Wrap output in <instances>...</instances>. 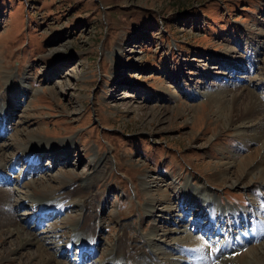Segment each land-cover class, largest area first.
I'll return each mask as SVG.
<instances>
[{
  "label": "rangeland",
  "instance_id": "374dc122",
  "mask_svg": "<svg viewBox=\"0 0 264 264\" xmlns=\"http://www.w3.org/2000/svg\"><path fill=\"white\" fill-rule=\"evenodd\" d=\"M260 47L255 68L252 55ZM222 53L229 59L219 57ZM241 62L245 70L239 72L235 67ZM9 77L14 87L29 78L32 92L14 98L5 86ZM263 85L264 0H0V97L10 92L12 103H23L14 111L8 139L0 141L7 146L3 160L21 155L36 137L60 147L61 142L75 144L73 160L50 168L53 160L42 157L30 180L19 186L38 198L64 191L74 198L83 196L81 180H88L83 182L90 186L89 197L82 202L87 223L101 222L103 229L101 244L89 251L85 264L107 260L121 235L131 246L153 226L166 230L147 220L145 205L153 199L163 208L180 206L177 199L189 178L194 184L207 182L225 206L250 211L249 200L255 202L264 217V179H259L264 107L249 116L246 100L239 104L251 89L264 101ZM244 86L248 91L238 100L242 109L228 111ZM240 126L257 138L250 151L237 150L232 129ZM231 160L236 163L230 175L214 181ZM20 162L12 178L23 166L29 172ZM238 178L244 181L232 186ZM145 181L154 187H143ZM254 181L261 184L251 185ZM9 184L7 200L14 210L12 216H0V264H68L76 258L80 248L56 257L59 250L41 240L57 234L67 244L79 209H71L65 219L53 212L34 217L31 204L22 201L24 194H17L20 187ZM4 188L0 184V192ZM21 220L26 231L19 238L10 232ZM226 223L220 229L229 230ZM26 234L44 244L39 258L32 256L36 247L17 249ZM263 245L261 238L253 246L264 264ZM49 255L55 259L45 263L42 257ZM209 263L202 258L193 264Z\"/></svg>",
  "mask_w": 264,
  "mask_h": 264
},
{
  "label": "bare ground",
  "instance_id": "6f19581e",
  "mask_svg": "<svg viewBox=\"0 0 264 264\" xmlns=\"http://www.w3.org/2000/svg\"><path fill=\"white\" fill-rule=\"evenodd\" d=\"M261 50L262 48L260 47L253 51L252 62L255 68H257L255 64L258 62L257 57L261 55ZM223 56L228 57V54L222 53L219 57L224 58ZM226 59H229V57ZM236 64L235 66H237ZM244 64V62L239 63L238 67H235V70L239 72L244 71ZM246 78L236 79V81L239 83L247 80ZM12 79L14 78L9 77L8 81L5 83V86L7 87V90H9L11 94L15 96L14 98H19V96L24 98V96L29 95L32 92L30 86L27 85L29 78H24L22 83L17 87L12 85ZM229 79L233 80L232 78ZM234 87L239 88L238 85H235ZM262 87H264V85ZM244 90L248 91V89L244 86L243 88H240L238 95L230 100V107L228 111L231 109L233 111L236 109H242V106H238V100L243 95H245L243 93ZM10 92L6 96L2 95L0 97V141L4 138L8 139L6 137L11 132L10 124L16 117L14 111L15 109H20V107L23 105V103H12L14 98L11 99ZM246 93L247 94L244 96V100L242 98L239 104L243 105L244 101L246 100L248 104L247 115L252 116L257 112H260V110H263L262 108L264 107V101H262L259 97V94L256 93V89L253 91L251 89ZM6 97H9V99ZM223 110L225 111L227 109ZM243 116L245 115L243 114ZM232 130L236 131L235 137L238 138L239 146L237 147V150H240L242 147L243 149L250 151V148L254 147V141L257 138H252L251 134H247V130L245 131L244 127H234ZM256 136L258 135L256 134ZM45 140L41 137H36L34 140L29 142L28 146L24 147L21 155H17L15 153V155L8 160H3L2 156L7 150V146L0 145V184L5 187L4 190L2 189L0 192V198L4 202L2 205H0V216H9L14 210V207L12 204H10L11 200H7V196H10L7 193L12 192L9 188H7V186L10 185L9 182H15L17 186H19L21 185L22 181H29L33 170L37 169V167L42 164V157L47 156L53 160V164L50 162V168L54 167V163L56 162L64 163L69 162V159L73 160L74 156H72V154L75 150H77L74 143L68 142L65 145V142H61L62 147H60L55 142L49 141L47 139ZM262 142L263 140L260 141L259 144L261 147L259 148L262 152H264V145ZM226 153L234 154L230 151H226ZM256 153L259 154L258 148L256 149ZM61 155H64L63 158L58 159ZM20 161H23L25 164H27L26 166L27 169H29V172L25 174L26 171H24L23 166L19 170L18 177L12 178L11 173L17 170L21 163ZM261 161H264V157L261 159ZM235 163L236 162L232 160L227 162L225 165L228 166V168L224 170V173L216 174L215 177H213V180L221 181L225 176L230 175L229 173L234 170ZM46 168L47 167H45V170ZM103 173L104 170H100L97 174L101 176ZM45 176L50 177V175ZM45 176L40 179H45ZM40 179L35 181L38 187H42ZM259 179H264V167L260 172ZM83 181L88 180H81L80 190L83 192V196L74 197L76 200H74L73 196H71V192L68 191L58 192L57 195L48 194L47 196L38 198L34 194H31L30 191L33 192V190H28L25 187L22 188V186H19L20 188L18 189L21 191L17 193L24 194L22 196V201H24V203L29 202L31 204L30 207L35 211L34 217L41 216L42 218H45L50 212H53V214L59 216L60 219H63L62 217L65 219L69 217L70 214L67 212H70L71 209H79L81 213L78 211L77 212L80 213L81 216L79 217L76 225L70 227L69 233L71 234L69 235L70 237L68 238L67 244H65L64 241H61L63 243L61 244L58 240L59 237L57 234H52L49 237H43L42 240L40 239L44 244L47 243L48 245H53L55 249L59 250L56 255L53 254L56 257H60L59 255L63 253L64 255L70 256L71 251H73L72 249L77 248L79 250L80 248V252L74 255L76 258H73L71 261H67L68 264H85L87 261L86 259L89 258V251H96V247H99L101 244L99 234L103 229V225L101 222L97 223L95 226H93L92 223H87L88 216L86 214L85 207L82 205V202H84L85 199L89 197L87 193L90 190V186ZM243 181L244 178H238V180H236L235 183H232L231 185L236 187ZM250 184H261V182L254 181ZM142 186L145 188H147V186L150 188L154 187L152 185H148V182L146 181L142 183ZM261 189H264V183L262 184ZM182 190L183 193L180 194V197L177 199L179 200L178 202L180 206L177 205L175 208H163L153 199H149L145 205L144 210L147 220L153 218L152 221L154 223L161 224L162 227L165 226L166 230L153 226L149 234H144L141 236L137 235V240L133 242L131 246L128 245V240L126 241L127 237L125 238V235L123 237L121 235L120 238L117 239V243L114 245V247L111 248L109 258L102 264H193L200 262L202 258L210 261L209 264H263L257 258L260 255V252L255 251L253 246L258 242L259 239H264V217L261 214L263 211L262 208L258 209L257 204L251 200H249L251 207L249 209L250 211L230 205L225 206L222 203L221 198L217 197V195L213 193V189L208 185L207 182L202 181L198 184H194L191 178L188 179ZM187 197L190 200L188 204H190L189 211L191 212L189 216H191V220L189 224L184 226V224H186V217L188 215L187 212H189L186 206H184V203L186 202L185 198ZM16 205L18 204H15V206ZM222 219L228 220V223L224 222ZM30 220L31 219H29V221ZM4 221H6V219ZM24 223L25 222H22V220L17 224L14 223L16 224L15 226H17V228L15 231L10 233L18 237L22 236V234L26 231ZM224 223H226V227L229 230L226 231L225 229H220V226ZM250 224H252L254 227L252 230H247ZM200 225H202V230H199ZM138 227L141 231L142 223H138ZM126 230L124 228V234H126ZM195 233H199L201 236H195ZM32 236L33 235L30 236V234H26L25 236L21 237V245L19 247L17 246V249H25L26 247L30 246L36 247L37 251L32 254V256H38L39 258L40 253L43 251L42 245L44 244H40L33 238L34 236ZM169 236H174L172 243L168 242L167 240ZM55 256H50L49 258L47 257L48 259L46 257L42 258L45 263H50ZM93 256V254L90 255V258Z\"/></svg>",
  "mask_w": 264,
  "mask_h": 264
}]
</instances>
